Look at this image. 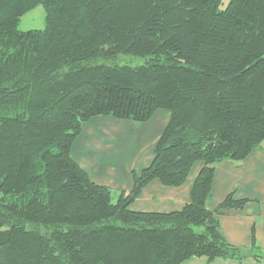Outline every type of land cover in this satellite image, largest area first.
<instances>
[{
	"label": "trees",
	"instance_id": "trees-1",
	"mask_svg": "<svg viewBox=\"0 0 264 264\" xmlns=\"http://www.w3.org/2000/svg\"><path fill=\"white\" fill-rule=\"evenodd\" d=\"M221 1L0 0V264L241 259L216 214L247 199L205 203L216 164L264 139V0ZM41 4L45 25L19 30ZM159 109L169 121L152 158L114 200L71 145L91 117L147 122ZM195 162L183 207L131 208L153 179L182 185Z\"/></svg>",
	"mask_w": 264,
	"mask_h": 264
},
{
	"label": "crops",
	"instance_id": "crops-1",
	"mask_svg": "<svg viewBox=\"0 0 264 264\" xmlns=\"http://www.w3.org/2000/svg\"><path fill=\"white\" fill-rule=\"evenodd\" d=\"M169 113L157 110L147 122L121 120L108 115L85 121L81 133L72 143V156L84 168L91 180L108 185L113 190L129 192L132 171H139L152 158V148L167 124ZM201 162H195L182 185L165 186L158 179L147 183L131 205L134 210L175 211L190 200V189ZM194 170V172H192ZM212 190L205 203L216 209L225 196L232 193L247 202L242 209H224L216 214L219 231L231 245L237 247L241 259L191 257L181 264H264V139L240 161H219L215 166ZM254 235L255 250L252 248ZM254 250V251H253ZM253 263H245L246 255Z\"/></svg>",
	"mask_w": 264,
	"mask_h": 264
},
{
	"label": "rangeland",
	"instance_id": "rangeland-1",
	"mask_svg": "<svg viewBox=\"0 0 264 264\" xmlns=\"http://www.w3.org/2000/svg\"><path fill=\"white\" fill-rule=\"evenodd\" d=\"M228 2V0H222L221 4H220V8H223L226 6V3ZM44 9L42 4L38 5L32 9H30V11L24 13V15H22L20 17V20L18 22V28L19 30H28L31 28H42L45 24H44ZM145 60L142 57L139 56H130V55H122L119 57L118 59V63L123 64H130V65H134V64H138V63H143ZM164 110V109H162ZM165 111V110H164ZM167 112V111H165ZM195 169H193L192 172H194ZM112 190V197L115 200L118 194V190ZM247 257L246 262L245 263H253L252 261V257L251 255L245 254Z\"/></svg>",
	"mask_w": 264,
	"mask_h": 264
}]
</instances>
